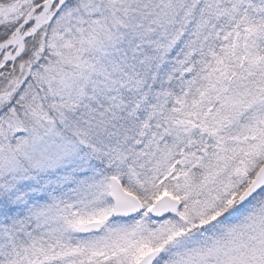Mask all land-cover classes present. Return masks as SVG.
Returning a JSON list of instances; mask_svg holds the SVG:
<instances>
[{
  "label": "snow or ice",
  "instance_id": "1",
  "mask_svg": "<svg viewBox=\"0 0 264 264\" xmlns=\"http://www.w3.org/2000/svg\"><path fill=\"white\" fill-rule=\"evenodd\" d=\"M0 264H264V0H0Z\"/></svg>",
  "mask_w": 264,
  "mask_h": 264
}]
</instances>
